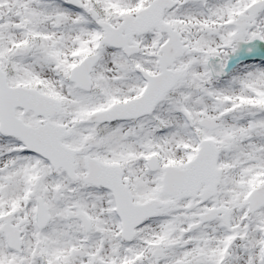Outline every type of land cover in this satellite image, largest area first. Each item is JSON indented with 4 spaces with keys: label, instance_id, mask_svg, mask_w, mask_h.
I'll use <instances>...</instances> for the list:
<instances>
[{
    "label": "snow or ice",
    "instance_id": "1",
    "mask_svg": "<svg viewBox=\"0 0 264 264\" xmlns=\"http://www.w3.org/2000/svg\"><path fill=\"white\" fill-rule=\"evenodd\" d=\"M0 264H264V0H0Z\"/></svg>",
    "mask_w": 264,
    "mask_h": 264
}]
</instances>
